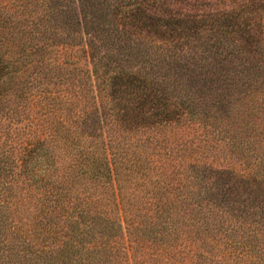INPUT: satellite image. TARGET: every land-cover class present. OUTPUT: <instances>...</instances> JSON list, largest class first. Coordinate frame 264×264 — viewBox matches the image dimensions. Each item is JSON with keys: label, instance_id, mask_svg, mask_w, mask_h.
<instances>
[{"label": "trees", "instance_id": "16d2710c", "mask_svg": "<svg viewBox=\"0 0 264 264\" xmlns=\"http://www.w3.org/2000/svg\"><path fill=\"white\" fill-rule=\"evenodd\" d=\"M42 2L63 29L69 57L76 58V64L69 58L68 71L80 74L84 104L99 124L91 138L102 164L85 162L83 170L122 178V171L136 164L124 170L111 166L109 135L120 128L132 133L134 125L143 126L141 133L174 126L172 151L151 135L130 154L143 156L152 170L170 166L180 175L167 178L158 171L147 178L136 168L134 185L156 184L155 200L136 197L142 203L138 211H151L144 217L125 213L124 235L117 239L95 226L81 232L78 222L65 226L62 216L75 201L68 197L69 187L48 183L39 208L55 225L41 231L42 242L31 247L28 264H255L264 208L256 210L254 193L264 178L238 174L235 164L241 155L239 105L256 88L264 89V0ZM153 154L163 157L159 166ZM193 168L203 174L193 175ZM234 176L245 181L247 194L224 188L222 182ZM166 178L178 185H215L209 191L186 187L182 197L170 201L161 188ZM122 190H112L113 200L119 195L124 201Z\"/></svg>", "mask_w": 264, "mask_h": 264}, {"label": "rangeland", "instance_id": "374dc122", "mask_svg": "<svg viewBox=\"0 0 264 264\" xmlns=\"http://www.w3.org/2000/svg\"><path fill=\"white\" fill-rule=\"evenodd\" d=\"M42 1L0 0V264H28L31 247L42 242L41 231L55 225L39 208L48 183L69 187L68 197L75 201L62 216L65 226L78 222L77 232L88 225L95 226L103 236L117 239L118 235H124L125 213L135 212L144 217L151 211L146 207L138 211L142 205L137 201L139 195L145 196V202L155 200L156 184L146 181L138 187L134 185L136 168L140 169L138 173H147V178L154 173L159 175L158 171L167 178L180 175L175 167L159 166L163 157L158 154L151 155L154 163L160 161L158 170H152V163L143 156L130 154L132 148L138 150L135 148H139L138 142L151 135L162 138L163 150L172 151L174 126L160 131L152 127L141 133L143 126L134 125L132 133L121 128L112 132L109 137L113 150L108 156L111 166L116 164L124 170L130 163L136 164L122 171V178L117 179L114 174L108 179L103 173L95 175L83 170L85 162L94 167L102 164V154L93 153L91 138L99 124L92 122L90 107L84 104L80 74L68 71L70 46L63 29L52 19L51 7ZM70 59L76 64V58ZM251 93L239 105L237 137L241 155L235 167L236 173L243 176L251 173L264 178V89L256 88ZM100 127H104L103 123ZM122 155L127 163L121 166ZM201 173L197 168L192 170L193 175ZM167 178L161 188L164 198L170 201L182 197L186 187L209 191L215 185L205 186L202 182L178 185ZM204 182L209 184L211 180L206 178ZM244 182L234 176L222 183L225 189L247 194L250 190ZM119 188L123 189L124 201L119 195L113 200L112 190L119 194ZM254 194L256 210L263 209L264 186ZM129 204L131 209L124 212L122 206ZM220 226L222 230L224 225ZM259 234L253 262L264 264V232Z\"/></svg>", "mask_w": 264, "mask_h": 264}]
</instances>
